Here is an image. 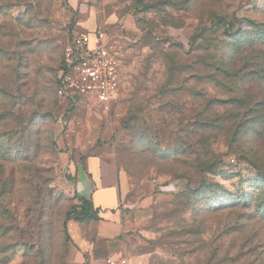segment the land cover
Instances as JSON below:
<instances>
[{
  "label": "rangeland",
  "instance_id": "374dc122",
  "mask_svg": "<svg viewBox=\"0 0 264 264\" xmlns=\"http://www.w3.org/2000/svg\"><path fill=\"white\" fill-rule=\"evenodd\" d=\"M91 4L120 60L109 111L55 94L65 43L88 30L67 0H0V264L87 262L74 229L96 222L61 159L102 142L155 184L122 241L130 264H264V0ZM240 19L242 51L225 35Z\"/></svg>",
  "mask_w": 264,
  "mask_h": 264
},
{
  "label": "crops",
  "instance_id": "0c3cea01",
  "mask_svg": "<svg viewBox=\"0 0 264 264\" xmlns=\"http://www.w3.org/2000/svg\"><path fill=\"white\" fill-rule=\"evenodd\" d=\"M91 2L92 0H67V5L88 29L85 32L91 34L93 41V32L97 27H94L96 15ZM109 43L108 41L107 46L113 51V45ZM93 102L97 105L95 100ZM76 147L80 150L78 157L74 159L72 151H65L61 159L63 168L71 178H65L63 185L72 190L77 198L87 201L98 220L94 221L96 232L92 238L86 239L75 228L74 241L81 253L88 257L85 264L104 258L127 259L122 241H125L126 234L134 225L137 212L152 203L155 184L149 181L138 182L131 177L116 162L114 151L108 142L92 144L88 148L79 144ZM121 235L122 240H119ZM133 259H127L128 264L141 262L139 258Z\"/></svg>",
  "mask_w": 264,
  "mask_h": 264
},
{
  "label": "built area",
  "instance_id": "2783aa9c",
  "mask_svg": "<svg viewBox=\"0 0 264 264\" xmlns=\"http://www.w3.org/2000/svg\"><path fill=\"white\" fill-rule=\"evenodd\" d=\"M94 40L89 32H73L62 51L56 81V96L72 107L90 98L109 111L120 86V60L108 48L109 38L97 27ZM233 162V159H231ZM92 264H128L126 258H104Z\"/></svg>",
  "mask_w": 264,
  "mask_h": 264
},
{
  "label": "trees",
  "instance_id": "16d2710c",
  "mask_svg": "<svg viewBox=\"0 0 264 264\" xmlns=\"http://www.w3.org/2000/svg\"><path fill=\"white\" fill-rule=\"evenodd\" d=\"M245 20L240 19L235 25V27L233 26V23H230L228 27H230V31L226 30L225 35L226 36H230L232 38V41L234 43L237 42V46L239 47V49L245 50L246 49V45H240L242 44V42H238L239 40L243 39V22ZM227 33V34H226ZM250 34L254 35V38L259 39V41L257 42V44H261L262 46H264V24H253L252 28L250 29ZM250 39V38H249ZM254 39V41H255ZM251 40H248V42ZM253 42L249 43L248 46H254ZM56 90V88H55ZM70 109V108H69ZM77 201L79 203V219H89L92 221H96L98 220V216L97 214L92 210V208L90 207L89 203L85 200H81L79 198H77Z\"/></svg>",
  "mask_w": 264,
  "mask_h": 264
}]
</instances>
